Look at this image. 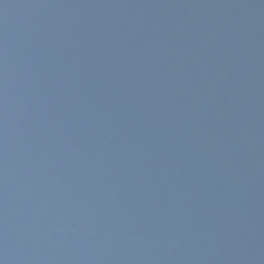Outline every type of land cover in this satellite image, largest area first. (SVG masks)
Wrapping results in <instances>:
<instances>
[{
	"label": "water",
	"instance_id": "water-1",
	"mask_svg": "<svg viewBox=\"0 0 264 264\" xmlns=\"http://www.w3.org/2000/svg\"><path fill=\"white\" fill-rule=\"evenodd\" d=\"M0 264H264V0H0Z\"/></svg>",
	"mask_w": 264,
	"mask_h": 264
}]
</instances>
